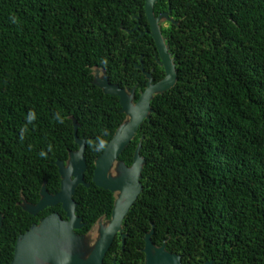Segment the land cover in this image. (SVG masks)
Returning a JSON list of instances; mask_svg holds the SVG:
<instances>
[{"label": "trees", "instance_id": "16d2710c", "mask_svg": "<svg viewBox=\"0 0 264 264\" xmlns=\"http://www.w3.org/2000/svg\"><path fill=\"white\" fill-rule=\"evenodd\" d=\"M144 0H0V264L36 215L45 185L60 188L56 161L84 140V181L73 200L85 234L109 219L114 194L91 178L94 159L124 121L119 98L93 82L133 88L154 63ZM176 80L150 99L148 116L119 155L127 166L138 143L142 190L104 264H143L144 235L182 264H264V0H158ZM155 80L163 77L157 66Z\"/></svg>", "mask_w": 264, "mask_h": 264}, {"label": "water", "instance_id": "95a60500", "mask_svg": "<svg viewBox=\"0 0 264 264\" xmlns=\"http://www.w3.org/2000/svg\"><path fill=\"white\" fill-rule=\"evenodd\" d=\"M156 1L144 0L143 8L150 23L149 34L157 47L164 76L153 83L150 75L146 73L148 77L146 87L139 94L138 99L133 101V88L125 89L110 84L103 69L104 83L99 81L93 72V82L105 93L118 96L120 112L125 114L124 121L106 142L102 152L94 159L91 178L96 186L114 194L110 218L105 219L103 224L100 221L104 217L98 218L96 221L99 223L98 234L92 243L86 240L84 234L75 232L83 226V223L75 213L76 203L73 200V194L77 185H89L83 178L86 168L83 155L84 140L75 136L77 150L70 151L65 162L61 160L55 162L60 175L59 191L50 194L43 184L37 203L30 204L25 201L21 203L22 208L33 215L48 206L60 204L65 219L58 213H50L40 218L38 223L31 224L27 230L17 236L13 257L9 264H104L105 253L117 234H120L121 243H124L122 221L142 190L140 173L144 159L139 155L140 143L134 150L132 163L129 166L118 160V157L151 111L149 101L153 95L171 88L176 80L173 59L167 52L157 26L159 16L154 18L152 14ZM152 233L153 229H150L144 235L143 264H182L178 254L168 252L164 244L156 246L151 241ZM203 264H212V262L207 261Z\"/></svg>", "mask_w": 264, "mask_h": 264}, {"label": "flooded vegetation", "instance_id": "af4514ba", "mask_svg": "<svg viewBox=\"0 0 264 264\" xmlns=\"http://www.w3.org/2000/svg\"><path fill=\"white\" fill-rule=\"evenodd\" d=\"M169 11L170 10L168 9L167 11H163L162 10V11H159V12L155 13L154 12V5H153V8H152L153 17L155 18V17H158L159 16V19L157 20V26H158V29H159V32H160V36H161V38L163 40V43H164V45H165L166 48H167L166 42H165L164 36H162V33H161L160 28L161 27H166L169 22H174V20L168 15L169 14ZM144 17H145V23L138 22L134 26V29L137 32V35H136V37H134L133 40L137 39L138 37H143L146 34L150 36V34H149V31H150V23H149V21L147 19V16L145 15V11H144ZM164 21H165V24H164ZM151 39L153 41V47H154L153 57H154V63L155 64H152V66H150L148 70H145V68H144V61H143V59L141 57L140 58V64L139 65L136 64L135 67H138L145 76H146V73H148L150 75L151 79H152L151 82L154 83V82H157L158 80L161 79L160 78V79L155 80V76H154V74L157 75V68H158L157 66H160L161 64H160V58H159V55H158L157 47H156V45H155L154 40H153L152 37H151ZM167 52H168V50H167ZM161 67L163 69V66L162 65H161ZM163 73H164V69H163ZM147 81H148V77L146 76L145 87H146Z\"/></svg>", "mask_w": 264, "mask_h": 264}, {"label": "rangeland", "instance_id": "374dc122", "mask_svg": "<svg viewBox=\"0 0 264 264\" xmlns=\"http://www.w3.org/2000/svg\"><path fill=\"white\" fill-rule=\"evenodd\" d=\"M164 24H165V21H164ZM93 72H94V75L96 76V78L99 80V81H102L104 83V73H103V70L102 69H99V68H93ZM105 221L104 218L101 219V223L103 224ZM98 227H99V223L97 222L96 224H94L88 233H85L84 234V237L86 238V240H90V243H92L96 237H97V234H98ZM77 234V233H76Z\"/></svg>", "mask_w": 264, "mask_h": 264}]
</instances>
